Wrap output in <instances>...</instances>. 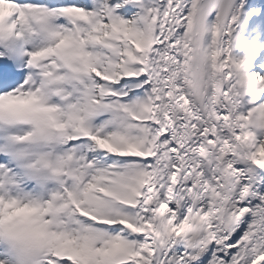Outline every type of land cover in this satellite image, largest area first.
<instances>
[{"label": "snow or ice", "instance_id": "1", "mask_svg": "<svg viewBox=\"0 0 264 264\" xmlns=\"http://www.w3.org/2000/svg\"><path fill=\"white\" fill-rule=\"evenodd\" d=\"M261 40L264 0H0V264H264Z\"/></svg>", "mask_w": 264, "mask_h": 264}, {"label": "bare ground", "instance_id": "2", "mask_svg": "<svg viewBox=\"0 0 264 264\" xmlns=\"http://www.w3.org/2000/svg\"><path fill=\"white\" fill-rule=\"evenodd\" d=\"M256 3V0H249V5L252 6ZM249 39H252V36H249Z\"/></svg>", "mask_w": 264, "mask_h": 264}]
</instances>
